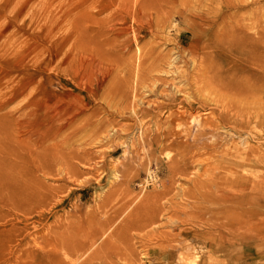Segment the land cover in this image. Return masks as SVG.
I'll list each match as a JSON object with an SVG mask.
<instances>
[{"label":"rangeland","instance_id":"374dc122","mask_svg":"<svg viewBox=\"0 0 264 264\" xmlns=\"http://www.w3.org/2000/svg\"><path fill=\"white\" fill-rule=\"evenodd\" d=\"M129 1L132 9L127 11L126 0H0V117L12 116L14 111H8L25 104L13 118L29 121L21 128L11 120L5 127L0 125V149L9 151L7 164L18 165L15 171L3 169L9 173L0 179V264L258 262L257 250L245 241L211 243L198 234L209 229L241 231L234 212L218 211L221 205L215 197L194 199L181 194L193 190V176L204 169L214 170L218 164L205 156L216 149L213 141L218 142L216 146L223 143L224 129H216L214 136L207 129L211 132L203 143L193 139L200 130L199 121L213 120L212 96L238 102L241 107L244 98L225 92L223 97L213 85L193 89L194 98L205 100L207 105L190 111L194 120L185 115L186 122L178 127L173 121L174 134L151 148L142 149L135 142L136 135L108 138L94 127L87 129L83 115H69V125L59 132L50 127L65 118L62 115L53 121L62 104L75 107L86 99V113L99 108L97 122H129L127 114H117L104 100L89 95L90 79H94L90 65L75 63L71 78L58 67L67 46L65 31L54 32V25L64 14L77 9L98 14L102 19L96 26L112 38L115 50L133 57L150 44L162 53L184 51L198 37L188 20L199 10L205 16L209 11L217 18L219 14L211 11L218 7V0H153L173 22L163 34L149 27L160 20L154 4ZM243 2L251 5L255 0ZM252 6V10H239L238 17L247 25L261 27L264 0ZM216 24L207 31L212 32ZM124 27L130 35L133 31V40L126 37ZM65 78L73 93L70 100L64 95ZM76 82L80 85L75 86ZM12 98L15 100L9 102ZM40 118L45 127L36 124ZM239 118L245 134V119ZM150 127H155L152 119ZM259 129L263 128L253 131L260 134ZM194 151L202 155L204 164L189 162L186 174H177L174 159ZM43 161L52 169L49 175L42 171Z\"/></svg>","mask_w":264,"mask_h":264},{"label":"bare ground","instance_id":"6f19581e","mask_svg":"<svg viewBox=\"0 0 264 264\" xmlns=\"http://www.w3.org/2000/svg\"><path fill=\"white\" fill-rule=\"evenodd\" d=\"M147 1L158 8L153 0ZM260 1L262 0H255L253 4ZM217 3L218 7L211 11H219L220 21L210 11L207 16L203 15V10H199L196 16L188 20L187 24L198 33L188 49L177 50L173 54L162 53L155 44H150L134 57L129 53L124 56L115 50L112 38L105 36L103 27L96 26L102 19L98 14H89L84 9L64 14L54 25V32L65 31L67 46L65 57L58 67L66 78H71L75 63L90 65L94 79H90L92 84L89 85V95L104 100L106 106L114 109L117 114H127L125 118L129 122H97L99 108L86 113L89 105V99H86L75 107L62 104L54 114L53 121L62 119V115L65 118L57 126L51 123L50 127L59 132L69 125V115H83L85 128L94 127L108 138L123 133L136 135L135 142L142 149L151 148L154 144H164L174 134L173 121L178 127L181 122H186L185 115L194 120L190 111L207 105L205 100L194 98L193 89L198 91L207 85H213L219 92L244 98L245 104L241 107L238 102H225L222 98L214 99L215 96H212L211 99L215 101L211 108L214 112L213 120L199 121L200 130L193 139L203 143L211 130L214 136L216 129H224L221 138L223 143L216 146L218 142L213 141L216 149L205 156L214 158L218 164L214 170L204 169L202 173L193 176L190 179L194 184L193 190L190 188L186 191L188 193L181 194L194 199L215 197L221 205L218 211L234 212L243 227L241 231L221 232L209 229L198 234L211 243L245 241L257 250V264H264V25L253 27L245 24L242 17H238L239 10H252L253 4L247 5L243 0H218ZM124 7L127 11L132 9L129 0H126ZM226 9L228 10L225 11ZM157 10L160 20L150 23L149 27L164 34L167 27L173 26V22L166 14H162L161 8ZM213 24H216L213 31H207ZM122 30L129 40H133V31L130 35L126 27ZM66 78L63 80L66 88L64 95L70 100L73 93L68 87L69 79ZM77 84L79 83L76 82L75 86ZM225 93L223 97L226 96ZM13 100L15 98L9 102ZM5 107L6 105L2 106V109ZM24 107L25 104L8 111H14L10 116L12 119L1 116L0 125L3 123L5 127L11 120L18 128L27 126L28 120L13 118L15 112ZM100 109L103 111L105 108ZM145 116H150L149 121H143ZM239 117L243 121L245 119V134L241 131L243 123L239 124ZM151 119L154 128L150 127ZM36 124L45 127L41 118ZM256 127L263 128L259 129L260 134L253 131ZM207 129L211 130L206 131ZM184 133L188 134V128ZM7 152L9 153L0 149V179L7 177L9 173L2 171L3 169L15 171V167L18 168L11 161L7 164ZM178 158L173 161V169L180 175L186 174L189 162L204 164L202 155L195 151ZM41 166L44 174L52 172L45 161ZM41 190L45 192L46 189L41 186ZM160 211L161 214L162 209Z\"/></svg>","mask_w":264,"mask_h":264}]
</instances>
